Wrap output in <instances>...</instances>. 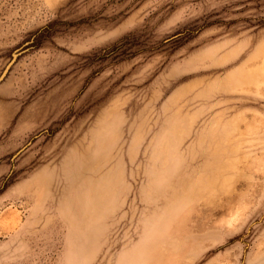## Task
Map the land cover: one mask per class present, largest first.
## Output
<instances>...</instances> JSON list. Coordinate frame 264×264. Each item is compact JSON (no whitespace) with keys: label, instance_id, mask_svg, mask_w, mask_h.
I'll list each match as a JSON object with an SVG mask.
<instances>
[{"label":"rangeland","instance_id":"1","mask_svg":"<svg viewBox=\"0 0 264 264\" xmlns=\"http://www.w3.org/2000/svg\"><path fill=\"white\" fill-rule=\"evenodd\" d=\"M16 53L0 264H264V0H0Z\"/></svg>","mask_w":264,"mask_h":264},{"label":"crops","instance_id":"2","mask_svg":"<svg viewBox=\"0 0 264 264\" xmlns=\"http://www.w3.org/2000/svg\"><path fill=\"white\" fill-rule=\"evenodd\" d=\"M240 68H239V74L238 73H234V74H237V75H239V82H241V81H243V79H244V77H243V74H241L240 73ZM233 74V75H234ZM232 75V76H233ZM232 76H231V78H232ZM233 80V79H232ZM223 146H221L220 148H222ZM214 150V149H213ZM221 150V149H220ZM221 152H223V150H221ZM208 162V161H207ZM206 162V163H207ZM226 162H224L222 165H224V166H226ZM196 179V178H195ZM195 182V181H194ZM93 224V223H92ZM100 231H101V228L98 226V228H95V227H93V229H92V234L91 235H89V233L87 232V235L84 233V232H79V235H78V238H79V240L80 241H82V242H84V244H83V248H82V250H84L85 248L86 249H89V248H92L93 246H92V243H93V241L94 240H98L97 238L99 237V233H100ZM89 235V236H88ZM255 243V242H254ZM92 247H91V246ZM87 251V250H86ZM126 252V251H125ZM125 252H124V254H125ZM143 252V251H142ZM142 252L141 253H134V254H136L137 255V257L139 258H145L146 257V253H145V255H144V257L142 256ZM79 255V256H78ZM77 257H78V259H80L81 257H80V254L78 253L77 254ZM140 264V263H139Z\"/></svg>","mask_w":264,"mask_h":264},{"label":"water","instance_id":"3","mask_svg":"<svg viewBox=\"0 0 264 264\" xmlns=\"http://www.w3.org/2000/svg\"><path fill=\"white\" fill-rule=\"evenodd\" d=\"M17 53L14 55V58L11 62H9V64L5 67L4 71L2 72V74L0 75V81L5 77V75L7 74L11 64L13 63L14 59L16 58Z\"/></svg>","mask_w":264,"mask_h":264}]
</instances>
